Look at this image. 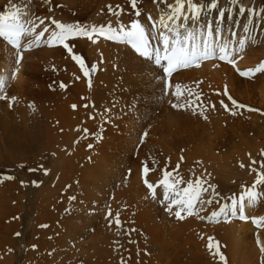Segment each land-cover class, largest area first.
Here are the masks:
<instances>
[{
    "label": "bare ground",
    "instance_id": "1",
    "mask_svg": "<svg viewBox=\"0 0 264 264\" xmlns=\"http://www.w3.org/2000/svg\"><path fill=\"white\" fill-rule=\"evenodd\" d=\"M3 1L9 11L13 4H19L29 13L34 12L33 7L38 4L37 0L26 4L22 0H0V9ZM239 2L246 9L264 11V0ZM173 3L174 0H168V4ZM219 7L233 8V21H240L235 24L226 20L225 35L232 30L242 34L247 14L241 16L237 6L230 5L229 0H219ZM121 8L120 16L110 13L106 21L95 26L111 23L127 27L130 18L135 17L133 19L140 21L151 34L149 14L159 22L167 5L141 0L137 6L141 13L139 17L132 8ZM215 15L216 12L210 16L206 13L201 17V24ZM50 16L45 14L44 17ZM29 18L36 19L37 23L43 20L36 17V13ZM187 23L191 24L190 21ZM254 23V39L246 43L244 51L232 57L236 61L235 67L218 58L208 59L199 62L198 67L178 70L166 78L149 59L124 44L98 35H93L92 39L77 36V41L74 38L66 41L72 53L63 46L48 48L42 43L45 48L40 46L23 52L19 67L14 62L15 50L0 40V76L10 83L9 91L5 85V95L8 99L17 98L11 108L8 100H0V162L15 166L18 171L12 176L14 179L0 174V189L8 190L0 194V249L12 248L13 239L19 240L13 233L22 226L17 222L24 220L23 211L26 216L31 213L25 217L26 227L23 232H18V236L24 238L31 229L30 243L36 246L35 249L28 246L27 251L25 244L20 242L21 246L18 243L15 247L17 251L24 250L23 262L10 254L0 264H264V252L259 259L260 251L254 245L258 244L260 249L264 247V230L255 229L253 226L258 225L252 222L253 215H247L256 202L249 206L245 200L247 221L238 216L219 222L201 219L221 205L231 203L235 195L228 191L236 188L239 198L247 188L242 187L241 182L251 180L248 183L252 185L256 171H264L261 167L264 164V155H261L264 152V114L259 112L264 107V72L241 77L237 71L254 69L264 61V20L256 17ZM53 26L45 21L36 32L48 27L49 32L42 38L47 41L55 30ZM232 43L235 45L236 40ZM260 50L261 54H258ZM72 54L80 55L89 68L96 65V71L90 72L88 89L85 76L80 74ZM40 57L42 61L50 59L51 72L49 67L37 62ZM32 79L35 82L29 84ZM167 80L168 91L164 95ZM61 82L67 87L61 88ZM196 83L201 89L189 91L188 88ZM198 84L193 88H198ZM225 87L237 104H249L250 109L256 111L234 107L224 95ZM179 91L194 94L202 100L184 110L172 108L170 103L182 101L172 95ZM146 92L151 97L146 98ZM140 96L158 106V116L153 122L140 123L144 116L138 118L140 113H135ZM221 101L231 111H226ZM162 132L164 134L159 136ZM142 133L147 135L140 143ZM130 143L131 150L128 149ZM90 144L91 148L88 147ZM124 146L128 150L124 151ZM119 147L121 150L115 152ZM18 151L20 158L16 157ZM252 161L256 163L252 164ZM161 163H165L167 172L186 171L187 176L180 179L188 183L201 177L205 189L201 193L202 199L207 201L215 196L214 203L197 205L204 210L194 215L182 213L183 219L174 215L175 209L171 213L165 211L164 188L159 186L162 178H158L165 172L158 170ZM33 164L40 167L39 172L48 168L47 174L41 175V182L35 180L39 186L26 180L33 175L24 172L23 168L34 169L31 168ZM144 167L148 168L147 173L143 172ZM127 168L131 173L124 183ZM243 174L245 177H235ZM175 175L180 177L177 172ZM21 180L25 182L23 187ZM145 181L157 186L155 198L149 196ZM118 182L119 186L116 185ZM219 186L223 191L218 189ZM111 194L114 195L113 204L111 200L107 201ZM72 196L76 197L74 201L69 200ZM217 197L221 200H216ZM115 199L124 200L127 207L117 208L119 204L114 205ZM109 209L111 216L107 215ZM117 213L120 227L115 223ZM261 213L264 217V210ZM16 216L19 220H15ZM260 223L264 221H260L259 226ZM215 227L224 231L223 241L219 242L223 261L208 248L207 237L216 242L215 236L209 233L210 228Z\"/></svg>",
    "mask_w": 264,
    "mask_h": 264
},
{
    "label": "snow or ice",
    "instance_id": "2",
    "mask_svg": "<svg viewBox=\"0 0 264 264\" xmlns=\"http://www.w3.org/2000/svg\"><path fill=\"white\" fill-rule=\"evenodd\" d=\"M28 2L30 0H22V3L26 4ZM156 2L167 5V8L164 10V15L160 17L159 22L149 14L147 19L153 30L151 34L146 32V29L138 20H133L127 27L120 25L113 26L109 23L107 25H100L99 27L93 25L90 29L79 24H64L53 20L51 23L55 25V30L50 33L47 41H43L42 38L49 32L48 27H44L38 33L36 32V29L40 25H43L45 21L39 20L37 23L36 19L29 18L30 13L27 8H22L19 4H13L11 11L6 8L4 12H0V40L15 50L14 62L19 67L23 60V52L31 50L34 46L40 47L44 43L48 47H53L58 44L63 46L69 53H72V48L69 47L66 41L77 36H87L89 39H92L93 35H98L102 36L105 40L126 42L131 45L135 53L151 60L155 66L162 68L164 76L168 77L179 68L198 67L200 61L208 59L218 58L220 61L227 62L235 67L236 61L232 58L233 55L244 51L246 43L254 39L253 32L256 27L254 18L259 17L261 20H264V11L258 12L254 8L246 9L240 6L239 0H229L230 5L237 6L241 16L247 14V19L242 26V34H238L235 30H232L225 35V31L228 28L226 20L232 21L235 24H239L240 21H233V8H220L219 0H199V2L197 0H174L173 4H168V0H156ZM130 7L134 10L137 17L141 15L137 9V0H130ZM108 8L109 12L116 16H120L123 12V9H120L119 6H117V11L115 12L112 11L111 6H108ZM213 12H216L215 17L205 20L202 25L201 17L206 13L210 16ZM189 21L191 24L187 23ZM222 25L224 26L223 28ZM250 25L251 27H249ZM238 35L239 38L237 39ZM233 40H236L235 45L232 43ZM21 41H24V43L22 44ZM153 41H155V45ZM93 42L95 43L96 41L93 40ZM72 59L77 62L85 77H89L90 72L94 73L96 71V65L93 64L89 68L80 55L72 54ZM18 67L16 72L18 71ZM237 71L241 77H249L257 72H264V61L254 69L250 68L246 71H239L237 69ZM6 83V78L0 76V100H8L9 107L11 108L17 98L12 97L8 99L5 95ZM168 83L167 81L165 82V88L168 87ZM60 87L66 88L67 85L61 82ZM172 95L176 94L172 93ZM224 95L228 96L234 107H246L238 105L228 95L226 87ZM221 105L226 111H231L223 101H221ZM87 106L85 105V107ZM73 107L75 108V105ZM172 107L183 108L184 106L173 104ZM248 110L256 111L250 108ZM105 111L109 110L105 109ZM105 122L107 123L108 121L106 120ZM84 131L87 133V129ZM146 135L147 133L141 134V143H143ZM88 147L91 148L92 145L90 144ZM261 155H264V152ZM251 163L255 164L256 161H252ZM241 167H244V165L241 164ZM261 167H264V164ZM29 171H36V169H29ZM252 171H256V169H252ZM143 172L147 173L148 168L144 167ZM45 174H47V170H45ZM7 179H14V177L9 176ZM201 180V177H197L194 182H189L185 187L178 190V185L184 183L183 179H176L173 173L165 171L163 178L159 181V186L164 188L163 201L167 202L165 211L171 213L175 209L174 215L178 219L184 218L182 213L194 215L199 211H203V207L197 208V205H203L204 203L211 204L212 201H204L202 199L201 193L205 189L202 186ZM24 183V181H21L22 185ZM32 183L35 186H39V182L37 181H33ZM262 184H264V172L256 171L255 181L250 187L245 188L240 193L238 199L233 196L230 204L221 205L217 211H213L210 215L201 217V219L219 222L221 219L228 221L229 217L238 216L240 220L247 221L249 217L245 215V200L251 206L261 198H264V193L256 190L257 186ZM145 185L152 198H155V188L157 186L147 181H145ZM75 199V196L69 197L70 201H74ZM107 215H112L110 209ZM260 221H264V217H260L259 221L256 218H252V222L258 226ZM115 223L117 227H120L119 213L116 214ZM41 227H47V225H42ZM16 235L20 234L17 233ZM32 247L35 249L36 246L33 245ZM208 248L214 255L219 256L221 261L224 260L223 255L219 251V242L214 243L211 237H209ZM260 250L264 252V247H261Z\"/></svg>",
    "mask_w": 264,
    "mask_h": 264
},
{
    "label": "rangeland",
    "instance_id": "3",
    "mask_svg": "<svg viewBox=\"0 0 264 264\" xmlns=\"http://www.w3.org/2000/svg\"><path fill=\"white\" fill-rule=\"evenodd\" d=\"M33 1V0H32ZM36 1V0H35ZM140 1L141 0H137V6L140 4ZM31 2V1H30ZM29 2V3H30ZM152 2L153 3H156V0H152ZM38 3V4H37ZM123 3V4H122ZM36 6H32L33 7V9H34V12H30V16H32L33 17V15H34V13H36V17H41V18H43V20L44 21H46V22H52L53 20H55V21H59V22H61V23H64V24H71V25H77V24H79L80 26H83V27H87V28H91L93 25H96L97 23H99V22H102V21H106V19L111 15L110 14V12H109V8H108V6H111L112 7V11H113V9H115L116 11H117V6L118 5H121L122 4V6H119V8L120 9H122L121 7H123V8H131L130 7V0H121V1H119V2H113L112 0H96L95 2H93V0H37L36 1ZM129 4V5H128ZM34 5V4H33ZM129 6V7H128ZM6 8V6H5V1H3L2 2V9H0V10H4ZM45 14H51V16H50V18H48V17H44L45 16ZM113 18H114V16H113ZM112 18V19H113ZM133 18H135V17H131L130 18V20H131V22L134 20ZM68 20V21H67ZM110 20V19H109ZM129 22V21H128ZM86 23H88V24H86ZM144 26V25H143ZM53 27H55V25L53 26ZM76 38V37H75ZM74 38V39H75ZM80 39H83V38H86V36H81V37H79ZM79 38H77V39H75L76 41L79 39ZM42 47L43 48H45L44 47V45H42ZM37 47H33V49H36ZM39 48V47H38ZM41 52H44V51H41ZM258 54H261V50L259 51V53ZM48 55H50V54H48ZM47 55V56H48ZM47 56H43V57H47ZM37 62L38 63H40V64H42V65H44V67L46 66V67H49V71L51 72V68H50V59L49 58H46V60H44V61H42L41 60V57H40V59L39 60H37ZM76 62V61H75ZM80 74H83L81 71H80ZM72 75H75V72H74V74H72ZM70 76V75H69ZM251 77H253V75H251ZM85 78V80H86V89H88L89 87H90V82H91V79H90V77H84ZM113 78L114 79H116V78H120V77H115V76H113ZM35 81L32 79V82L31 83H29V84H32V83H34ZM9 81H7V83H6V88H7V91H9ZM198 83H196V84H194V86H192V88L193 87H195L196 85H197ZM200 84H198V88H191V87H189L188 88V90L189 91H192V90H194V89H196V90H194V92H198L201 88H199V87H201V86H199ZM60 86V85H59ZM191 88V89H190ZM230 93V92H229ZM12 94V93H11ZM231 95V94H230ZM141 97V96H140ZM147 97H151L150 96V94H148L147 92H146V98ZM165 96H163V99L164 100H166V98H164ZM233 98V97H232ZM176 99V101H178L180 98H178V100H177V98H175ZM143 100H146V101H143ZM184 104H183V103ZM229 102H231L230 100H229ZM177 103V102H176ZM175 103V104H176ZM155 103L153 102V101H149V100H147V99H143L142 97L141 98H139V102H138V104H136V109H135V113L136 114H139L140 113V115H137V117L138 118H140V117H143L144 116V118H143V120H142V122H140V123H143V124H147L149 121L150 122H153V120L155 119V118H157V116H158V110H156L157 109V107L158 106H156V105H154ZM174 103L172 102V103H170V106L172 107V105H173ZM177 104H181V105H185V102H184V100H180V102L179 103H177ZM239 105V104H238ZM244 106H246L245 104H243ZM172 108H174V107H172ZM185 108V106L183 107V109ZM236 108H239V107H236ZM250 108V106H249V104L246 106V107H244L243 109H246V110H248ZM180 109H182V108H180ZM73 110H74V108H73ZM263 110H264V107H263ZM132 111V110H131ZM199 113H204V112H199ZM162 122V121H161ZM151 127V129L153 128V125H151L150 126ZM149 127V128H150ZM162 134H164V132H162L159 136H161ZM141 143V142H140ZM131 146H132V143H130L129 144V147H128V149L129 150H131L130 148H131ZM139 146H140V144H138L137 145V148H139ZM157 148V147H156ZM127 149V146H124V151L125 150H128ZM121 150V147H119V149L118 150H116L115 152H117V151H120ZM19 153H20V151H18V153H17V158L19 157L20 158V156H19ZM117 156H119V154L118 153H115ZM114 157H115V155H114ZM22 162V161H21ZM165 163H161V165H160V167H159V171L162 169V172L163 171H165L166 170V165L165 166H163ZM3 165V166H2ZM10 166L11 165H9V164H6V163H1L0 162V174L1 175H3V176H16V174L18 173V171H15V166H11V168H10ZM33 166L34 167H31V168H34V169H36V171L38 172V173H31V171H29V168L28 169H26V166H24V172H27V174H30V175H33V176H31V177H29V178H27L26 180H32V181H35V180H39V182H41V175H43V173L45 174V170H47V169H45L44 167V169L43 170H41L40 172H39V170H40V167L38 166V165H36V164H33ZM146 166V165H145ZM14 168V169H13ZM14 171H15V173H14ZM30 172V173H29ZM48 172V171H47ZM264 172V171H263ZM15 175H14V174ZM0 175V176H1ZM22 175H19V177H21ZM36 176V178H33V177H35ZM236 178L237 177H239V178H241V177H245V175L243 174V175H237V176H235ZM158 178H163V176L162 177H158ZM21 181H24V180H21ZM248 182H251V180H244V182H241L243 185L242 186H246V187H248L249 185H251V183H248ZM202 183V182H201ZM241 183H239V184H241ZM253 183V182H252ZM0 184H2V181L0 180ZM24 185V184H23ZM23 185L22 184H20V186H22L23 187ZM112 187H114L115 188V186H112ZM257 188H258V190L257 191H259V192H262V193H264V184H262V185H258L257 186ZM220 191H223L222 189H221V186H219V188H218ZM1 191H8L7 189H3V190H1L0 189V194L2 193ZM113 192V190H111V192L110 193H112ZM230 194H234L235 195V197L236 198H238L237 197V195H236V188L234 189V191L232 190V192L231 191H228ZM12 193V192H11ZM19 193H15V196H19L18 195ZM110 196V197H109ZM108 196V199L109 198H111L112 197V194L111 195H109ZM25 198V200H26V197H24ZM219 197H217L216 198V200H221L220 198L218 199ZM108 199H107V201H108ZM214 199H215V196H212V198H211V200H212V204L214 203ZM26 202V204L27 205H29L28 204V202L27 201H25ZM217 202V201H216ZM123 203V202H122ZM264 210V198H261L260 200H258L256 203H255V205H254V207L251 209L250 208V210H249V213L247 214V215H253V217L254 218H256L258 221H259V218L260 217H262V213H261V211H263ZM30 213L31 212H28V214H27V216L28 215H30ZM21 214H22V217H23V221L22 222H17V223H19V224H22V226H20L18 229H16V230H14V233L15 232H23V228L25 229V227H26V220H25V217H27L26 216V212H21ZM19 220V218H18V216H16L15 217V220ZM21 221V220H20ZM6 222H8V220H6ZM255 229H262V230H264V223H260V226H253ZM217 228V229H216ZM29 228H26V230H28ZM222 228H218V227H215V228H210V234H211V236L212 237H214V239H215V241L216 242H220V240L221 241H223L221 238L223 237V233H224V231H223V229L221 230ZM29 231V230H28ZM31 229H30V231H29V234L28 235H25L24 236V238H20L19 236H17L18 238H19V240H16V239H13V247L11 248V249H7V250H5L4 248H6V247H1V251H0V262H4L5 260H7V258L10 256V254H11V256L13 257H15V258H17L18 260H19V262H23V259H24V254H23V251L24 250H22V251H20V249H18V251H17V247H18V243H24L25 244V247H26V249H27V251H28V246L30 247V248H33V247H31V246H33L34 245V243H30V237H29V235L31 234ZM216 231H218V232H216ZM223 232V233H222ZM263 232V231H262ZM13 233V234H14ZM217 233V234H216ZM7 234V233H6ZM5 234V235H6ZM213 234V235H212ZM28 238H27V237ZM14 237H16V236H14ZM23 239V240H22ZM207 239L209 240V237H207ZM21 243H20V245L19 246H21ZM31 244V245H30ZM255 246H257V248H258V251H260V252H258V257H259V259H261L262 258V253H261V250H260V247L258 246V244H254ZM15 246H17V247H15ZM9 250H11V251H9ZM6 252V253H5ZM21 252V253H20ZM4 254H6V255H4ZM16 254V255H15ZM19 256H18V255ZM7 255H9L8 257H7ZM27 255H29V254H27ZM30 256V255H29ZM3 257V258H2ZM7 257V258H6ZM4 258H6L5 260H4ZM2 260H4V261H2ZM26 260H29L28 259V257H27V259ZM12 264H17L16 262H13Z\"/></svg>",
    "mask_w": 264,
    "mask_h": 264
}]
</instances>
